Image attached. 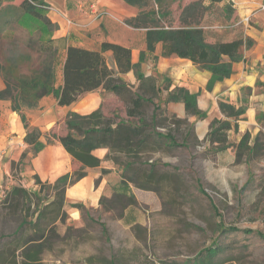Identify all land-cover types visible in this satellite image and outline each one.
Wrapping results in <instances>:
<instances>
[{
  "label": "rangeland",
  "instance_id": "rangeland-1",
  "mask_svg": "<svg viewBox=\"0 0 264 264\" xmlns=\"http://www.w3.org/2000/svg\"><path fill=\"white\" fill-rule=\"evenodd\" d=\"M193 2L203 7L199 25L208 42L222 41L218 34L226 30L262 29L264 25V0H174L168 4V15L161 24L178 26L182 10ZM240 3L241 9L249 4V10L239 13ZM245 14L249 15L248 22L243 20ZM241 36L242 31H238L235 37ZM28 40L24 27L13 25L4 30L0 61L12 51L28 53L31 60L18 66L21 73H28L37 65V53L28 49ZM163 82L155 93L145 89L139 92L151 96L159 106L153 132L170 133L178 145L154 136L151 150L135 158L110 154L108 167L101 172L107 178L105 187L95 207L87 209L65 198L61 206L51 203L55 200L52 188L28 197L21 191L13 192V187L30 189L25 187L22 174L25 152L16 161L2 156L8 170L0 183V264H22L24 249L13 252V256L10 252L16 240L38 236L41 229L50 227L56 230L55 235L49 236L47 231L44 240L31 241L26 247L38 249L32 264H194L195 256L213 243L218 252L203 259L202 264H264V237L255 233L264 234V112L257 111L255 124L247 129L241 127L245 123L237 122L242 115L237 120L227 117L219 106L216 113L207 108L204 118L186 111L181 116L167 110ZM133 92L124 90L105 98L100 111L114 121L126 120ZM153 103L143 102L140 108L148 124ZM214 119L231 123L219 142H212L209 136ZM62 128L64 133L66 128ZM54 131L45 133L44 141L45 136L60 134ZM245 133L248 145H254L252 153L239 144ZM128 161H132L130 166ZM43 207L46 209L37 229L32 222ZM73 210L78 212L77 218ZM56 213L55 222L48 223ZM230 225L240 230L222 231ZM241 229L253 232L247 234Z\"/></svg>",
  "mask_w": 264,
  "mask_h": 264
},
{
  "label": "trees",
  "instance_id": "trees-1",
  "mask_svg": "<svg viewBox=\"0 0 264 264\" xmlns=\"http://www.w3.org/2000/svg\"><path fill=\"white\" fill-rule=\"evenodd\" d=\"M12 0H0V35L13 25L24 27L29 35L27 47L37 53V65L32 67L28 73L19 71V64L31 60V55L20 52H10L0 61V76L3 78L4 87L0 89V100H8L10 108L16 112L26 129L24 142L31 146L32 154L35 155L45 145L58 141L65 151L79 163V166L71 172L64 173L52 183L42 182L34 176L35 183L39 189L25 190L13 187L12 191H21L28 197L30 194L37 196L44 188H52L54 197L51 203L64 204V193L67 186L85 176L86 168L97 167L100 159L93 155L92 151L100 147H107L110 154L116 152L123 156L135 158L137 154L151 150V141L154 136L164 138L169 144L178 145L170 133H154V124L158 104L153 103L151 96H144L139 89L155 93L157 88L155 80L145 77L140 70V64L144 61V52L139 55L137 63L131 62L130 49L114 43L103 42L100 50H91L68 44L65 38H52L55 25L45 15L44 2L42 0H23L19 5L5 4ZM126 4L136 7L137 14L125 20V23L134 28L145 29L146 50L151 53L157 43H161V54L163 56L176 55L190 60L201 70L210 73L205 86L211 90L217 81L229 77L232 73V64L242 60V47L248 48L252 45L249 38H236L230 41L208 42L200 27V18L203 7L199 2L187 5L181 13L180 24L176 27L162 25V18L168 15V4L174 0H123ZM217 2L220 0H210ZM111 51L119 73L133 70L138 86L130 98L132 107L126 109L127 119L112 117L102 114L100 108L88 114L69 112L65 117L66 133L64 135L45 136L46 141L39 140L41 132L37 128H30L25 117V110L34 107L39 99L46 95H52L58 105H70L82 94L102 88L105 91L119 94L122 91L130 93L126 84L115 75V72L106 64L104 51ZM60 72V73H59ZM61 75V83L57 84L58 76ZM167 90L165 103H183L187 114L204 118L206 113L197 108L198 92H190L183 86L170 88L169 80L164 83ZM143 102L153 103L151 123L144 120V113L140 110ZM221 111L226 112L227 117L237 120L244 112L242 108L219 103ZM113 117H116L113 115ZM135 118L136 120H131ZM236 123L234 129H236ZM231 128L228 120L214 119L210 123L209 136L212 142L223 140L226 131ZM249 136L242 135L239 144L250 153L254 151V145L247 143ZM257 137H255L256 139ZM256 145V144H255ZM128 166L132 161H128ZM26 201V199H25ZM73 206H80L74 204ZM46 208H42L36 215V221L32 225L37 229L38 221L43 217ZM57 218V213L48 218L52 224ZM22 226V223L18 227ZM222 231H239L236 226H225ZM43 230V229H42ZM49 236L54 235L53 227L48 229ZM243 233H252L251 229H241ZM264 237L262 232H255ZM19 238L16 245L10 250L12 256L18 248L31 241L43 238L42 232L38 236ZM24 239V240H23ZM45 239V238H44ZM43 239V240H44ZM23 241V242H22ZM22 242V243H21ZM38 250V249H37ZM36 248H26L22 252L25 261L22 264H32L37 259ZM218 247L215 243L202 249L195 256L194 264H202L203 259H209L216 255ZM203 254V255H202ZM13 258V257H12ZM15 259V258H14Z\"/></svg>",
  "mask_w": 264,
  "mask_h": 264
},
{
  "label": "crops",
  "instance_id": "crops-1",
  "mask_svg": "<svg viewBox=\"0 0 264 264\" xmlns=\"http://www.w3.org/2000/svg\"><path fill=\"white\" fill-rule=\"evenodd\" d=\"M22 1L19 0L16 3V0H12L5 4L19 5ZM42 1L50 7L45 10V15L55 25L52 38H65L68 44L91 50H100L103 42L119 44L130 49L132 63H137L140 53L144 52L145 59L140 64V70L145 77L155 80V86L169 80L171 87L183 86L192 93L199 91L197 108L204 111L206 115L209 110L207 108L214 110V113L218 112L219 103L232 105L236 109L242 108L244 111L241 114L242 120H237L239 124L245 123L241 126L242 129L250 128L255 124L257 111L264 112V25L262 29L241 28L224 32L220 30L222 33L218 34V37L222 41L239 38L235 37L236 33L242 31L241 37L251 39L252 45L248 48L242 47L243 58L232 64V73L229 77L215 82L211 90H206L205 86L210 77L208 71L199 69L186 58L176 55L163 56L161 43L155 45L153 52H147L146 30L134 28L125 23V20L134 17L137 11L135 7L126 4L123 0ZM90 5L105 10V14L96 18L86 11ZM248 5H242L241 9L240 3L237 6L239 13L248 11ZM261 18H264V13ZM70 20L74 23L69 22ZM103 55L109 69L113 70L131 91H134L139 81L133 70L119 73L112 52L107 50L103 52ZM60 83L61 75L59 74L57 84ZM3 87L4 82L0 77V89ZM113 95H115L113 92L98 88L82 94L70 105H58L57 100L49 94L39 99L34 107L25 110L26 121L30 128H37L41 132L39 140L45 142L44 134L51 129H55L54 132L59 131L60 134L57 135L66 133V131L62 132V126L65 127V117L69 112L84 115L97 108L101 109L103 100L111 99ZM166 108L181 116L185 111L183 103L180 102H168ZM216 118L219 117L216 116ZM25 134L26 129L19 115L11 110L10 102L0 100V183L3 172L8 170V163L1 160L2 156H7L9 161H16L25 152V166L22 174L25 177V187L31 190H37L34 176L42 182L52 183L60 175L71 172L79 166V163L73 160L58 141L45 145L33 155L31 146L23 140ZM92 153L100 159L99 166L86 168L85 176L67 186L64 193L68 203H81L87 209L95 207L103 192L107 178L103 177L101 172L108 167L107 163H109L106 157L109 153L107 147L94 149ZM96 180L99 181L95 186ZM72 215L77 218L78 212L73 210ZM47 231L41 229L43 238L38 241L46 238ZM53 231L55 235L56 230ZM29 243L15 252L20 249L25 250ZM22 261H25L23 255Z\"/></svg>",
  "mask_w": 264,
  "mask_h": 264
},
{
  "label": "built area",
  "instance_id": "built-area-1",
  "mask_svg": "<svg viewBox=\"0 0 264 264\" xmlns=\"http://www.w3.org/2000/svg\"><path fill=\"white\" fill-rule=\"evenodd\" d=\"M232 1H233V0H232ZM43 7H44L45 9H49V8H50V7L47 6V5H43ZM261 8L264 9V6H262ZM86 11L89 12V13H92L96 18H98V17H100V16H102V15L105 14V10L99 9L98 7H96V6H94V5H90V6H88V8L86 9ZM243 20H245V21L248 22V21H249V15H246V16L243 18ZM69 22L74 23L72 20H70Z\"/></svg>",
  "mask_w": 264,
  "mask_h": 264
}]
</instances>
